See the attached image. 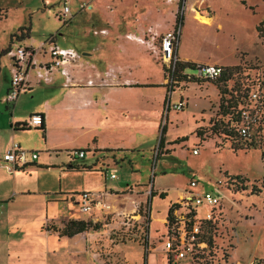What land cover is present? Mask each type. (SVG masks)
I'll list each match as a JSON object with an SVG mask.
<instances>
[{
	"label": "rangeland",
	"instance_id": "374dc122",
	"mask_svg": "<svg viewBox=\"0 0 264 264\" xmlns=\"http://www.w3.org/2000/svg\"><path fill=\"white\" fill-rule=\"evenodd\" d=\"M63 4L69 8L68 14L61 15ZM176 18L179 24L174 30ZM26 26L29 30L18 37L22 45L36 47L53 36L58 47L71 48L80 56L85 70L93 66L96 71H110L119 78L120 71L106 64L110 59L124 61L116 42L123 43L125 34L153 38L154 52L136 43L139 47L126 45L125 53L136 58L140 79L159 83L162 72V91L165 89V96L170 97L158 119V133L152 126L154 118H131L132 132L141 129L145 122L144 135L133 132L142 150L128 152L127 159L110 165L115 179L106 177L105 182L147 190L151 180L154 179L156 187L163 175L166 177L162 185L167 188H185L189 181H194L195 191L210 192L219 203L208 229L207 249H203L194 264H248L252 260L264 264V39L260 38L264 35V0H0V49L8 44L11 35L19 34L18 30ZM166 35L171 37L169 61L175 49L177 61L232 68L233 74L224 83L221 98L228 100L234 96L237 84L241 95L247 90L245 97L238 99L241 103L237 108L242 107L244 115L257 108L260 129L254 138L240 140L226 135L223 127L226 116L222 117L223 110L218 108L221 82L194 79L188 70H183L180 81L170 80L166 57L160 52ZM7 78L8 60L3 56L0 100ZM148 95L158 96L155 92ZM178 101L184 103L179 111L172 108ZM137 103L140 110H153L154 102ZM160 127L164 132L162 143L157 146ZM175 140L177 143L173 144ZM192 149L197 155L191 153ZM86 157L89 159L87 154ZM89 179L97 182L98 176L92 175ZM253 186L259 190L255 194L251 193ZM69 188L81 192L87 186L73 180ZM67 203L59 205L62 218L69 210ZM110 203L121 207L118 198ZM133 206V212L123 216L138 221V217H133L145 212L147 204ZM202 208L200 214L209 207ZM79 214L72 209L67 220H79L75 219ZM115 214L118 213L113 212L112 218L106 220L85 219L100 225L96 231L80 233L87 240L85 251L92 264H164L160 247L156 248L158 238L153 245L147 243L143 261L139 231L133 239L112 235L110 228L120 226L121 220ZM152 227L153 231L157 230L155 235L161 232L164 236L162 225L155 222L150 230ZM43 228L53 233L52 229L58 227L46 222ZM123 244L126 259L115 250V246ZM60 262L78 264L74 257L67 259V263ZM178 263L187 264L188 257Z\"/></svg>",
	"mask_w": 264,
	"mask_h": 264
},
{
	"label": "crops",
	"instance_id": "0c3cea01",
	"mask_svg": "<svg viewBox=\"0 0 264 264\" xmlns=\"http://www.w3.org/2000/svg\"><path fill=\"white\" fill-rule=\"evenodd\" d=\"M126 35L123 36V43L116 42L124 61H106L107 66L112 65L120 71L121 77L117 83L63 87L61 78L54 75L50 84L35 85L30 73V84L18 94L12 106L3 102L10 78L9 58L5 54L0 55V59L6 56L8 60V78L0 100V156L10 143L37 153V158L23 168L13 172L0 169V264H63L59 261L67 263L71 257L77 259L78 264H92L85 251L87 240L81 238L80 234L58 237L56 233L43 229L46 222L60 228L72 209L79 214L76 204L69 200L70 194L80 193L69 188L73 180L87 186L81 192L92 190L101 193L97 207L90 214H79L75 218L79 220L98 221L106 212L99 210L100 204L107 206L109 213L128 215L135 209L133 204H142L147 198V243L153 245L155 238H158L156 248L160 247L159 253L163 255L162 234L160 232L157 236V230L150 228L158 222L165 233L167 210L182 196L184 187L163 186L165 175L158 178L156 187L154 179L151 180L147 190L135 185L122 188L105 182V178L114 172V169H109L110 165L127 159L128 152L142 150L133 132L144 135L145 122L141 129L136 128L132 132L131 118H154L152 126L158 133V119L164 112L162 72L159 83L140 79V66L136 58L125 53L126 45L139 46L128 40ZM18 37V34L11 35L8 44L0 51L10 45H22ZM89 73L88 70L74 68L72 76L76 80H83ZM125 80L128 84L123 83ZM151 92L158 96L148 95ZM142 101L145 105H151L149 101L154 102L153 110H140L137 102ZM32 116H39L41 125L38 128H25ZM77 151L84 152L82 158L71 155ZM92 175L98 176L97 182L89 179ZM160 193L162 199L158 197ZM115 198L120 199L121 207L116 208L110 203ZM66 201L69 210L62 218L59 205ZM124 245L115 246L123 257Z\"/></svg>",
	"mask_w": 264,
	"mask_h": 264
},
{
	"label": "built area",
	"instance_id": "2783aa9c",
	"mask_svg": "<svg viewBox=\"0 0 264 264\" xmlns=\"http://www.w3.org/2000/svg\"><path fill=\"white\" fill-rule=\"evenodd\" d=\"M69 13L68 7L63 4L61 7V15ZM100 32H103L101 30ZM128 40L144 46L149 51L154 52L155 46L152 42L153 38L145 39L140 36L126 35ZM171 48V37L166 35L161 41V54L167 63V74H171L173 69V58L170 63L169 53ZM9 58L10 78L8 87L3 98V102L12 106L20 92H22L29 84L28 75L32 73L33 84H50L54 75L61 78L63 87L76 86L83 84L84 86H101L117 83L119 77L110 71H96L93 66L89 67V74L83 80H76L72 76L74 68L80 71L85 70L84 64L80 61V56L71 48L58 47L54 42V37H48L44 42L36 47L23 46L20 44L10 45L5 49L4 53ZM165 56V57H164ZM169 61V62H168ZM222 72V66L215 64H196L191 76L196 79H216ZM97 80V83H95ZM123 83L128 84L127 80ZM184 103L181 101L172 105L174 110H181ZM244 117V112H241ZM41 125L39 116H32L24 125L25 128H38ZM244 134V130H240ZM193 155L197 151L192 149ZM72 156L82 158L83 151L72 152ZM37 158V153L21 149L16 143H10L4 153L0 156V169L7 172H13L16 169L31 164ZM109 180L115 178L114 172L108 175ZM196 186L194 181H189L182 191V196L172 205H170L169 220L167 228H165L164 236H162V249L164 264H179L178 262L188 257L189 254L194 255L199 250L205 248V245L198 242L202 233L203 222L210 221L214 210L219 206L218 200L210 192H199L193 188ZM101 196L99 192H80L70 194L69 200L76 204L79 213L90 214L95 206L97 207V199ZM209 207L207 211L200 214L202 206ZM99 210L105 212L104 215L111 216L113 212L107 211L108 207L99 205ZM115 217L128 220L123 214H115ZM137 217V215H135ZM130 219V218H129ZM189 258V257H188ZM189 263V260H188ZM187 263V264H188ZM248 264H259L258 261L252 260Z\"/></svg>",
	"mask_w": 264,
	"mask_h": 264
},
{
	"label": "trees",
	"instance_id": "16d2710c",
	"mask_svg": "<svg viewBox=\"0 0 264 264\" xmlns=\"http://www.w3.org/2000/svg\"><path fill=\"white\" fill-rule=\"evenodd\" d=\"M178 24H179V19L176 18L174 30L177 29ZM28 30H29V26L21 27L18 30L19 31L18 36L20 37V35L23 34L22 32H24V34H25V31H28ZM260 38L263 40L264 35L261 34ZM4 53H5V50L0 51V55H4ZM174 56H175V49L172 50L170 63H172ZM195 66H196V64H194V63L177 61L175 59V61L173 62L172 72L169 76L170 80L172 81V79L175 78L178 81H180V79H182L181 73L183 72V70H188L191 73L194 70ZM232 74H233L232 68L222 67V72L219 75V77H217L216 79H213V80H217L218 82L222 83L221 88L218 90V92L220 94L219 99H218V108L223 110V113L221 114V116L222 117L226 116L223 127L226 129V133H227L226 135L227 136L234 135L235 137H237L240 140L246 139L247 137L248 138H254L260 129V120H257V118H256V113L258 111L257 108L251 112H248V114H246L244 117L241 115V112L244 111V110H242V107L237 108V105L241 103V101L238 99L244 98L246 93H247V90H243L244 92L241 95L239 92L240 87L237 84V90L234 91L235 92L233 94L234 96H230L228 98V100H222V98H221L224 94V83L231 78ZM194 79H196V78H194ZM197 80H210V79H197ZM168 91L171 92L170 84L168 85ZM166 92H167V89H166ZM166 99H167V96H164V105L167 102ZM258 100H259V94H258ZM223 102L225 103L224 106L222 105ZM166 111H168V110L166 109ZM241 129L244 130V134L240 133ZM214 130H215V128H214ZM163 132H164L163 127H160L157 146L161 145V143H162ZM176 143H177V141L175 140V142L173 144H176ZM236 149H239V147H234V150H236ZM67 168L68 169H74V168H71L69 166H67ZM253 187L251 189V193L254 192V194H255L259 190L255 187L254 188ZM149 194H150V196L153 195V194H151V192ZM158 197L160 199H162L163 195L160 193V194H158ZM144 203L147 204V198H146ZM144 203H142V204H144ZM142 204H139V206ZM169 211H170V207L168 208L167 214L165 217V223H164L165 228H167V223L169 220ZM141 213H142L141 215L140 214L137 215V217L139 219L138 221L130 220L129 218H128V220L121 219L119 222L120 226H118L116 228L111 227L110 231H111L112 235H114L116 237L118 236V237H120V239L121 238L133 239L137 236L138 231H139L138 237L140 238L139 240L141 241L139 247L142 248L143 261H144L145 255H147V237H146L147 233L146 232H147L148 223H149V219H148V215H147V206H146V211L145 212L141 211ZM110 217L111 216H109V215H105V216H102L101 218L103 220H106L107 218H110ZM212 218H213V216H212ZM212 218L210 221L203 222V225H202V233L199 236L198 242H201L205 245V248H203V249H207V246H208V240H207L208 229H209L210 223H212ZM105 226H110V225L107 224ZM99 228H100L99 223H96V222L92 223L89 220H67L65 222H62L60 228H56L54 230L52 229V231H53V233H56V235L58 237H71L73 235L80 234V233L85 232L87 230L96 231ZM43 229L45 231H48L45 228H43ZM203 249L199 250L198 253H196L194 255L189 254V256H188L189 257L188 258L189 263L188 264H194L196 262V260L198 258H200V256L203 254L202 253Z\"/></svg>",
	"mask_w": 264,
	"mask_h": 264
}]
</instances>
